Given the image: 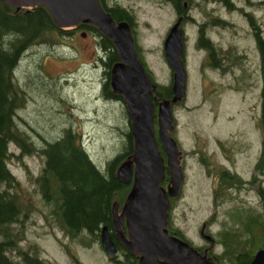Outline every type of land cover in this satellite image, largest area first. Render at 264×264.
Returning a JSON list of instances; mask_svg holds the SVG:
<instances>
[{
    "label": "rangeland",
    "instance_id": "374dc122",
    "mask_svg": "<svg viewBox=\"0 0 264 264\" xmlns=\"http://www.w3.org/2000/svg\"><path fill=\"white\" fill-rule=\"evenodd\" d=\"M197 1L191 11L197 23L188 22L184 27L187 94L173 108L175 128L171 135L182 151L184 180L179 195L170 199L169 219L192 229L206 220L219 243L214 248L217 262L238 264L233 255L243 251L254 254L263 245L260 217L264 219V200L258 190L260 186L264 188V170H255L263 141L257 122L261 71L253 34L259 27L264 36V0H232L234 7L230 10L215 0ZM106 3L134 14L137 42L143 50L141 58L157 84H171L172 71L163 53L167 28L176 19L171 5L160 6L157 0ZM203 22L208 24L205 36L217 47L219 57L224 58L223 70L209 66L206 50L197 46V24ZM82 32L86 33L84 37ZM56 42L32 45L18 61L15 78L25 94V103L16 111L17 124L38 148L56 140L71 126L80 134L95 164L106 167L123 149V133L129 122L123 102L103 96L105 76L98 57L104 59L98 37L76 29ZM9 150L13 155L8 159V168L21 186L18 192L24 209L10 229L16 234L21 252L53 264H71L73 255L81 264H115L96 236L81 233L68 237L54 214V203L43 200L35 183L43 156L35 152L18 157L20 149L14 144L9 145ZM223 169L246 183L224 192L218 189L214 205L217 173ZM253 175L257 181L250 184L248 180ZM164 179L161 184L166 187L168 180ZM127 191L118 193L116 202L124 201ZM247 213L258 216V223L255 224V217L248 219ZM243 225L250 228L248 233L241 231ZM192 238L198 242L195 235ZM17 252L9 255L23 264ZM116 259L120 260L117 264L130 261L123 253Z\"/></svg>",
    "mask_w": 264,
    "mask_h": 264
},
{
    "label": "trees",
    "instance_id": "16d2710c",
    "mask_svg": "<svg viewBox=\"0 0 264 264\" xmlns=\"http://www.w3.org/2000/svg\"><path fill=\"white\" fill-rule=\"evenodd\" d=\"M172 1L174 6L183 11V2L191 0H166ZM227 9H232V0H216ZM104 9L111 13L116 22L121 20L130 21V12L125 8L114 4ZM132 15V13L130 14ZM205 24H201L200 36L197 46L206 50L208 65L223 70L224 58L219 57V52L214 43L204 35ZM85 30L98 37V45L103 51V69L105 81L103 83V96L107 99L121 100L122 96L114 93L110 87L111 66L119 60V56L112 41L102 35L96 26L79 23L73 29H61L53 21L52 15L44 5L34 6L31 9H16L15 6L0 0V264H18L9 255V252L18 250L23 264H45L35 254L27 251L21 252L17 247V239L10 226L19 221L23 214V205L19 198L21 186L8 168V159L13 155L9 145L14 144L20 149L19 156L40 153L44 160L42 168L35 179L43 200L46 203H54L55 216L60 220L68 237L74 238L78 234L86 233L94 235L98 239L102 226L112 228V206L116 202V195L122 190L131 189L132 183H122L116 178L118 165L133 153L134 142L129 127L124 131V146L106 167H99L91 159L82 144L80 134L74 128L67 127L60 137L52 142H47L43 147H37L17 124L16 111L23 107L25 94L15 78V68L23 53L32 45L46 43L54 45L74 30ZM254 39L260 57L261 90H260V115L257 119L258 126L263 135L261 141L260 156L255 164V170L263 173L264 170V37L260 34L259 27L254 31ZM7 37V39H5ZM204 63V64H206ZM149 73V72H148ZM150 78L152 75L149 74ZM158 95L161 98H171V84H157ZM127 113V111H126ZM221 145H223L221 143ZM159 149L164 157V152L159 143ZM205 164H208L205 161ZM167 172V170H166ZM219 175L218 185L214 195V205H217L218 189L224 192L232 186L242 187L245 180L238 175L223 169ZM168 174L164 181H167ZM257 181L255 175L248 182ZM236 183V184H235ZM241 183V184H240ZM259 195L264 200V188L259 187ZM123 201V200H122ZM122 201L120 203H122ZM119 203V204H120ZM248 219H254L253 213H247ZM258 215V214H257ZM258 216L255 217L257 224ZM262 229V241L264 243V219L260 217ZM250 228L243 225L241 231L248 233ZM242 233V232H241ZM256 238V236H255ZM224 244V242L222 241ZM234 245H238L234 242ZM119 248L130 256V252L119 244ZM236 263H248L252 255L247 251L232 256ZM129 262H134L130 260Z\"/></svg>",
    "mask_w": 264,
    "mask_h": 264
},
{
    "label": "water",
    "instance_id": "95a60500",
    "mask_svg": "<svg viewBox=\"0 0 264 264\" xmlns=\"http://www.w3.org/2000/svg\"><path fill=\"white\" fill-rule=\"evenodd\" d=\"M2 1L17 10L44 5L58 27L69 29L79 22L87 23L96 26L114 44L119 60L111 66L110 86L114 93L122 96L126 106L134 149L132 155L116 169L117 180L122 183L132 181V187L120 211L119 204L113 203L112 223L122 245L132 255L138 256L137 264H217L187 242L169 235L166 229L170 198L179 195L184 178L180 164L181 150L171 135L175 121L172 105L186 96V70L181 58L184 51L181 19L172 25L163 43L166 62L173 71L172 97L158 99L157 85L138 58L129 22H116L99 0ZM81 36L84 37L85 33ZM154 102L157 103L156 132ZM157 138L166 160L158 147ZM166 168L169 181L163 187L161 183ZM124 222L128 237L124 235ZM100 236L104 251L114 258L117 249L107 226L101 228ZM246 264H264V247Z\"/></svg>",
    "mask_w": 264,
    "mask_h": 264
},
{
    "label": "flooded vegetation",
    "instance_id": "af4514ba",
    "mask_svg": "<svg viewBox=\"0 0 264 264\" xmlns=\"http://www.w3.org/2000/svg\"><path fill=\"white\" fill-rule=\"evenodd\" d=\"M157 1H158V4L160 6L162 4L171 5V7H172V9L174 11V14L176 16L175 21H177L179 18L181 19L180 20V26H181L182 33H183V40H185V36H184V29L185 28L184 27L187 26L185 24L188 23V22H190L191 24L195 25L197 23V19H196V17L194 15L191 14V11H192L193 6H195V5L198 4V1L197 0H191L190 3L188 1H184L183 2V11H180L178 8H176L174 6V4L172 3V1H166V0H157ZM100 2H101V4L104 3L106 5V7H110V6H107L106 0H100ZM223 7H224V5H223ZM130 14H131V12H130ZM130 14H128L129 19H130V21H128V22H129V24L131 26V31H132V35H133V38H134V43H135V46L137 48V54H138L140 60L142 61L143 65H144V67L146 69V71L149 72V74H150V71L148 70L149 68L146 67V62L141 58V55L143 54V50H142V47L137 42L138 41L137 22L135 20L134 14H132V15H130ZM218 19H220V18H218ZM219 21L225 23L224 20H221L220 19ZM174 22H173V24H174ZM173 24H171L167 28L166 33H168L169 29L171 28V26ZM201 24H205L206 25V28L208 27V24L206 22L200 23L199 25L197 24V30H198L197 35H198V39H199V36H200V31H201ZM206 28L204 30V35L206 33V30H207ZM262 37H264V36L262 35ZM198 39H197V41H198ZM215 69L221 70L220 67H216ZM159 98H161V97H159ZM156 107H157V104H155V108ZM121 206H122V204H120V208H121ZM169 213L170 212H169V209H168V222H167V225H166V229H167L168 234L171 235V236H175V237H177L179 239H182L183 241H186L187 243H189V245L193 246L201 255L206 254L207 256H209L212 259H214V261L217 264H219L217 262L218 256H216L214 254V248L219 243L214 238V235H213V232L211 230L210 224H208L207 221L204 220V221H202V223L200 224V226L198 225V227H195V228L192 229L191 227H186L185 224L182 226V223H178V224L172 223L171 222V219H169ZM123 227L125 229L124 230V235H125V237H128V233H127V229H126L125 223H123ZM107 229H108V227H107ZM108 232H109V234L111 236V239L113 240V242H114V244L116 246L117 255L119 253H123L125 255V253L122 252V250L119 248V244L122 245V243L119 241V239L117 238V236L115 234V230H114L113 223H112V228L108 229ZM99 235H100V232H99ZM193 235H195L198 238V242H196L192 238ZM210 238H211V241H213V240L214 241L211 242L210 241ZM99 242H100V240H99ZM263 245L261 247H263ZM261 247H259L258 249H260ZM251 255H252V258H253L254 254H251ZM130 256L131 257L126 256V258H129L130 260H134V262H129L127 264H137L138 263V256L137 255H132L131 253H130ZM71 258H72L71 260H72V263L73 264H81V261L79 260V258L77 256L73 255ZM252 258H251V260H252ZM113 260H114V263L115 264L119 263V261H120V260L118 261V259H116V257L113 258ZM44 262H45V264H53V263H51L48 260L47 261H44Z\"/></svg>",
    "mask_w": 264,
    "mask_h": 264
},
{
    "label": "bare ground",
    "instance_id": "6f19581e",
    "mask_svg": "<svg viewBox=\"0 0 264 264\" xmlns=\"http://www.w3.org/2000/svg\"><path fill=\"white\" fill-rule=\"evenodd\" d=\"M130 131H131V128H130ZM132 134V133H131ZM133 137V136H132ZM133 142H134V138H133ZM132 187V186H131Z\"/></svg>",
    "mask_w": 264,
    "mask_h": 264
}]
</instances>
